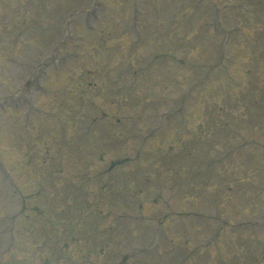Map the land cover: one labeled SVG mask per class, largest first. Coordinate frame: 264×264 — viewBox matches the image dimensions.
I'll list each match as a JSON object with an SVG mask.
<instances>
[{
  "label": "rangeland",
  "instance_id": "1",
  "mask_svg": "<svg viewBox=\"0 0 264 264\" xmlns=\"http://www.w3.org/2000/svg\"><path fill=\"white\" fill-rule=\"evenodd\" d=\"M263 209L264 0H0V264H264Z\"/></svg>",
  "mask_w": 264,
  "mask_h": 264
}]
</instances>
